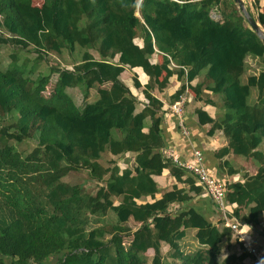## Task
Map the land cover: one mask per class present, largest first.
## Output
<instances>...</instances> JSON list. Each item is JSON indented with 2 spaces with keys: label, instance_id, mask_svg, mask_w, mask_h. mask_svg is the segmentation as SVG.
<instances>
[{
  "label": "trees",
  "instance_id": "obj_1",
  "mask_svg": "<svg viewBox=\"0 0 264 264\" xmlns=\"http://www.w3.org/2000/svg\"><path fill=\"white\" fill-rule=\"evenodd\" d=\"M256 22L264 27V12ZM0 47L39 59L78 55L72 68L37 75L35 65L0 64V120L9 118L0 128V264H251L235 234L193 206L203 193L195 178L160 154L168 110L156 96L175 78L169 103L186 80L196 98L221 105V118L195 115L227 141L217 160L256 166L254 175L224 181L225 199L264 239V71L245 78L247 59L264 60V47L233 0H0ZM134 70L146 80L135 73L130 88L122 74ZM26 141L34 148L24 154L17 146ZM104 154L112 157L106 166ZM221 168L239 172L228 160ZM82 170L96 183L93 194L63 181ZM162 172L175 185L161 193ZM189 231L198 246L190 255L180 246Z\"/></svg>",
  "mask_w": 264,
  "mask_h": 264
},
{
  "label": "crops",
  "instance_id": "obj_2",
  "mask_svg": "<svg viewBox=\"0 0 264 264\" xmlns=\"http://www.w3.org/2000/svg\"><path fill=\"white\" fill-rule=\"evenodd\" d=\"M133 72L138 75L139 81L143 84L146 80L145 76L141 74L138 70H134ZM169 86L171 87L166 89L164 92H161L159 94L156 93L157 98L163 103L166 108L167 106L175 102L174 101L173 103H169L168 100L178 90V88L180 87V83L177 81V79L174 78L170 81ZM190 94L191 95H189L188 101L185 104L184 109L185 124L187 125L190 135L188 137H184L177 126L176 118L170 113H167L163 119L164 123L162 126V137L164 145L160 154L163 155V153L171 151L175 154V156L177 153L181 156V158H183L182 160L190 162L192 161V150H200L204 156L205 164L209 168L212 175L222 181H241L243 173H247L248 175H254L256 173L257 168L255 165L250 164V161L248 160L241 159L239 161H243L244 163L238 165L235 164L236 162H233V160H235L236 158H234L232 155L225 157L221 161L215 158L216 152L219 149L223 148L226 145L227 141L220 131H216L212 135H210V126L200 125L198 123V120L195 115V110L201 109L211 118H221L224 114V111L220 104L216 106H211L203 101L206 98L201 97L200 100L196 98L192 92H190ZM139 99L141 100V98ZM225 160H228L230 162V165L234 167L233 169L239 171L237 175L229 176L227 173L228 170L226 168H221V164ZM155 181L158 184L161 193L166 190H169L170 188H172V186L175 185L174 179L170 177V175L166 172H162L159 176H156ZM179 188H182V186L179 185ZM160 196L161 194H158L156 199H159ZM200 196L196 197L193 201L197 202L199 199H201ZM176 208L177 205H174L170 207V211L175 210ZM203 215L213 222L219 220V214L213 204L212 210L206 212Z\"/></svg>",
  "mask_w": 264,
  "mask_h": 264
},
{
  "label": "rangeland",
  "instance_id": "obj_3",
  "mask_svg": "<svg viewBox=\"0 0 264 264\" xmlns=\"http://www.w3.org/2000/svg\"><path fill=\"white\" fill-rule=\"evenodd\" d=\"M244 2V6L246 7V9L248 10V12H250V14L253 15V17L257 20V14L258 12H264V0H242ZM42 0H33V4L35 6H39L41 5ZM237 8V7H236ZM138 13H136L137 15ZM240 14V13H239ZM211 18L215 21L221 22L222 18L220 16L219 11H212L211 13ZM262 29L264 30V27H262ZM11 54H15L16 55V59L14 61H12V59L10 58ZM78 60V55L74 54V55H70L68 52H64L61 55H57V54H50L47 57H43L42 59L37 58V56L34 53H26V52H22L19 51L18 49L15 50V52H12L9 48L7 47H0V64L3 68L5 67H12L15 69H18L21 66H24L26 70H30V68L35 65L36 66V72L35 75L37 74H44V73H48L49 70L51 68L57 67V68H61V69H68V68H72L73 64L75 62H77ZM247 72H246V80L249 76H258L262 71H264V60L260 59V58H248L247 59ZM32 69V68H31ZM133 76H135V73H133L132 71H125L122 74V78L125 82H127L126 84L132 88V78ZM55 77L53 79V81H51V83L46 87V90L44 92V96H49V94L52 91L53 88V83H54ZM171 86L168 85L167 89L170 88ZM134 92V90H133ZM134 94H137L136 92ZM94 96V92H92V95ZM138 96V94H137ZM204 97V96H203ZM207 96L205 95L204 98H206ZM139 98H141V96H139ZM81 98L79 97V100ZM9 123V118L7 117L5 120H0V128H2L3 126H6ZM34 148V143L31 141H26L24 143H22L21 145L17 146V150L21 153L27 154L29 152H31V150ZM259 150L264 152V141L263 143L260 145ZM176 152V151H175ZM175 155V154H174ZM176 153V157L180 160V161H184L182 160L183 158H181L180 155H178ZM234 158H236L235 160H233V162H236L235 164H243V161H239L243 158L237 157V156H233ZM112 157H110L107 154L103 155V164L104 166L107 165V162L111 159ZM117 164H122V165H130L132 163V158H116L115 159ZM106 163V165H105ZM250 164H253L252 162H250ZM240 180V179H239ZM64 182L68 183V184H82L85 192L87 193H94L96 191V183L91 181L89 178V175L86 171H78V172H72L71 174H69L66 178L63 179ZM201 199H199L197 202H192L193 206L195 207V209L200 213V214H205L208 211L212 210V202L210 200V198L205 194L202 193V195L200 196ZM104 222L108 223L110 221H112V216H108L105 217ZM252 231V230H251ZM251 231L249 232L250 235H252ZM254 231L256 232V230L254 229L252 232L254 233ZM250 239L252 240L253 246L258 249V250H262L264 249V239L261 238L260 236H258L257 234H253L252 236H250ZM130 238H124L123 243L124 246L127 247L130 243ZM180 246L181 249L183 250V252L185 254H194L197 251V244L195 243V240L193 238V232L189 231L187 233V236L185 238L184 241L180 242ZM164 254L168 255V249H163ZM166 255V257H167ZM227 255V251L224 249L222 251V255L220 256V259H223L225 256ZM149 256H151V253H149ZM132 264H136L135 260L132 262ZM147 264H150V262H148Z\"/></svg>",
  "mask_w": 264,
  "mask_h": 264
},
{
  "label": "built area",
  "instance_id": "obj_4",
  "mask_svg": "<svg viewBox=\"0 0 264 264\" xmlns=\"http://www.w3.org/2000/svg\"><path fill=\"white\" fill-rule=\"evenodd\" d=\"M174 1V0H173ZM188 82L185 80L184 92L171 105L167 106L168 113L176 118L177 126L184 137H188L189 130L185 124L184 109L190 94ZM175 166L182 168L195 178V185L200 187L211 200L219 214V221L230 229L243 248L251 257V264H264V254L253 246L249 232L251 227L241 224L233 217L234 207L226 202L225 182L214 177L205 164L204 156L200 150H192V161H180L173 152L163 153ZM252 232V231H251Z\"/></svg>",
  "mask_w": 264,
  "mask_h": 264
},
{
  "label": "water",
  "instance_id": "obj_5",
  "mask_svg": "<svg viewBox=\"0 0 264 264\" xmlns=\"http://www.w3.org/2000/svg\"><path fill=\"white\" fill-rule=\"evenodd\" d=\"M235 6L237 7L238 12L240 13L241 17L246 22L248 28L255 33L257 38L261 41L264 47V30L262 27L256 22V20L252 17V14L248 12L246 7L244 6V2L242 0H233ZM137 15L139 17V11L137 9Z\"/></svg>",
  "mask_w": 264,
  "mask_h": 264
}]
</instances>
